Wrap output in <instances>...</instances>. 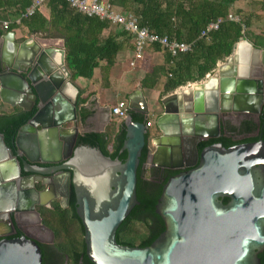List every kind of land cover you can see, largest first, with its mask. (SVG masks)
<instances>
[{
	"label": "water",
	"instance_id": "95a60500",
	"mask_svg": "<svg viewBox=\"0 0 264 264\" xmlns=\"http://www.w3.org/2000/svg\"><path fill=\"white\" fill-rule=\"evenodd\" d=\"M56 53L62 68L54 72ZM64 58L58 41L18 42L13 30L0 35V100L22 111L37 108L12 148L0 134V219L6 221L0 264H52L55 258L58 249L43 230L13 224L10 216L28 204L20 199L14 206L15 191H35L37 182L42 190H75L84 256L93 264H264V132H234L196 148L202 137L219 135L220 116L264 103V49L240 36L197 88L178 87L161 99L163 112L152 128L145 125L150 110L143 91L129 96V110L144 120L130 113L122 120V160L104 155L88 135L74 148L81 89ZM181 134L191 136L182 154L176 148L174 164L156 162L166 159L162 146ZM145 146L147 168L181 170L164 179L148 213V238L128 246L116 240V230L139 204L137 169Z\"/></svg>",
	"mask_w": 264,
	"mask_h": 264
},
{
	"label": "trees",
	"instance_id": "16d2710c",
	"mask_svg": "<svg viewBox=\"0 0 264 264\" xmlns=\"http://www.w3.org/2000/svg\"><path fill=\"white\" fill-rule=\"evenodd\" d=\"M235 1L237 0H112L114 5L133 14L137 18L138 25L147 27L151 33L159 36L167 35L170 39L192 44L190 51L178 53L175 56L165 49L168 53L166 66H150L147 74L141 80L142 87L153 88L157 83L158 73L162 72L166 76L162 90L163 95L188 82L200 81L208 73L213 72L217 63L230 55L234 43L240 36L249 38L248 21L240 14L239 10H233ZM29 3L27 1L20 3L18 9L12 13V23L8 28L4 29L1 25L0 35L14 28L24 27L29 33H40L45 37L63 39L65 61L71 70L73 79L77 77L90 79L93 69L102 60L107 65H112L115 55L120 49V44L113 37H107L101 41V32L107 27L108 21L96 16L77 13L68 6L65 0H48V18L39 10L17 23L15 19L20 16ZM3 4L6 5V2L4 1ZM230 13L237 15L239 20L228 19L227 16ZM218 17L223 19L218 29L209 32L206 37H199L201 30ZM151 45L161 47L158 43ZM255 46L261 47L262 45L255 42ZM84 101L85 99L79 95L77 107ZM36 110L37 108L34 106L30 111L17 109L0 114V134L9 148L13 147V137L18 128ZM77 111L81 120L89 115L88 111L83 109L77 108ZM129 113L134 120H144L141 114L131 110ZM232 130L234 129L232 128ZM232 130H229L228 134ZM85 135H88L106 156L118 157L122 160L126 154L125 151L120 152L125 135L122 123L119 131L114 135L107 127L104 132H89L79 135L78 143L80 138ZM147 154L148 147L145 146L137 169L136 193L139 204L131 210L116 230V240L128 246L148 238V213L164 182L158 183L157 178L151 177L154 168L149 170L148 176L151 179H147L143 168ZM172 173L174 172H170V174ZM144 190L153 191L149 193ZM44 221L52 229L58 248L69 253L72 247L75 251L76 258L72 256L73 261L70 264H93L84 256L83 230L80 222L73 228L65 220L51 222L45 219ZM81 254L84 257L82 263H79Z\"/></svg>",
	"mask_w": 264,
	"mask_h": 264
},
{
	"label": "crops",
	"instance_id": "0c3cea01",
	"mask_svg": "<svg viewBox=\"0 0 264 264\" xmlns=\"http://www.w3.org/2000/svg\"><path fill=\"white\" fill-rule=\"evenodd\" d=\"M4 1L6 5L3 4ZM24 1L30 2V0H0V27L3 21H8L9 24L12 23V13L17 10L20 3ZM114 6L117 10L123 11L118 5ZM233 10H239L240 14L248 21L247 32L249 38L244 37L252 43L255 48L260 50L264 49V0H237L233 4ZM39 12L46 18L49 17L48 1L41 7ZM16 20L17 19H15V21ZM12 30L15 32L18 42L23 41L25 38L33 37L35 39L40 36V33H29L27 28L24 27L14 28ZM100 37L101 41L107 37H113L120 44V49L116 53L112 65H107V63L102 60L93 69V75L90 79L84 77L73 79L65 58L64 63L70 72V79L81 89L80 96L85 99L78 108L88 111V116H91L92 121L97 123L103 121L101 127L93 131H105V129L109 127L114 135L118 131L119 124H121L122 120H118L110 114V107L118 100H125L128 102V97L135 94L139 89L143 91L150 110V115L154 117L156 114H159L157 113L160 104L159 100L161 101L162 99V90L166 81V76L164 73L159 72L157 83L153 88H143L141 80L147 74L150 66H166L168 53L161 47H156L151 44L147 45L144 49L143 58L137 61L133 67L130 65V61L134 55V39L122 28V26L108 22L107 27L102 30ZM47 38L55 39L58 41L59 46L62 45L64 47L63 39L58 37ZM255 42L260 43L262 46H255ZM258 57L260 60V55H258ZM220 62L222 61L218 63ZM202 80L188 82L182 86L194 88ZM70 91L71 89L69 88V93ZM171 92L166 93L164 96ZM4 106L13 107L0 100V109Z\"/></svg>",
	"mask_w": 264,
	"mask_h": 264
},
{
	"label": "flooded vegetation",
	"instance_id": "af4514ba",
	"mask_svg": "<svg viewBox=\"0 0 264 264\" xmlns=\"http://www.w3.org/2000/svg\"><path fill=\"white\" fill-rule=\"evenodd\" d=\"M253 103L254 101H252V104ZM15 107L17 108L14 109V111L20 109L18 106H13L12 108ZM162 112H163V107H162ZM77 114H78V120L81 123L82 130H80L78 133L74 148L78 146L79 135H83L89 132H94L93 130L100 128L103 122V121H101L100 123L94 122L92 121L91 116H88L84 120H81L78 111ZM219 121H220L219 135L211 138L202 137L197 142L196 148L203 141L221 137L222 134L227 135L229 130H232V128L234 130L230 131L231 133L256 129V128L264 132V103H262L259 107L250 105V106H244V107L242 106L241 108L232 109L229 112H227L225 115L220 116ZM211 132L215 133L214 131ZM190 136L191 135L184 136L181 134L178 138V141H175V143H170V144L168 143L163 145L162 147L165 149L166 152V156H165L166 159L165 160L156 159L155 161L165 164H174V160L176 158L175 157L176 156L175 152L177 150L176 148H179L182 154L184 150L183 149L184 145L189 143ZM65 152L66 151L63 148L62 153ZM51 166L52 164H41V167L44 168H48ZM143 168H144V173L147 175V179H151V177L157 178L158 183L160 182L162 183L166 175H170V172H176L181 170V169L162 168L156 165L147 168L146 161L144 162ZM151 168H154V172H153V176L150 177L148 175H149V170ZM22 174L24 175L25 172H23ZM43 179L45 181L50 182V180L47 177H44ZM36 187L37 190L35 191L24 190V193L22 195H19L17 193L18 190H16L15 198L13 199L11 196V198L14 200V206H17L19 204L20 199L24 200V203L26 202L28 203L24 205L21 210L13 211V213L10 214L11 219L13 220V224H25L43 230L44 233L51 240V242L58 249L52 264H70L73 261L72 256L76 258L75 251H73L72 247L69 253L58 248V246L55 244L54 233L52 229L45 223L44 220L47 219L50 220L51 222L52 221L58 222L59 220H65L70 227L74 228L75 226H77V223H79L80 220L77 214L78 200H77L76 192L75 190L72 189L63 190L60 187L56 188L55 190H42L44 186L41 185L40 182L36 183ZM41 191L42 192L44 191V193H41ZM144 191L152 193L153 190H144ZM31 205L34 206L33 210L31 209ZM5 222H6L5 220L0 219V231L6 224ZM83 257H84L83 254L79 256V260H78L79 263H82Z\"/></svg>",
	"mask_w": 264,
	"mask_h": 264
},
{
	"label": "built area",
	"instance_id": "2783aa9c",
	"mask_svg": "<svg viewBox=\"0 0 264 264\" xmlns=\"http://www.w3.org/2000/svg\"><path fill=\"white\" fill-rule=\"evenodd\" d=\"M48 0H31L28 6L21 12L16 22L20 23L21 19L28 18L35 12L39 11L41 7ZM68 6L75 12L86 15L96 16L102 20L122 26V28L129 33L134 39V55L130 61L131 66H135L137 61L144 56V49L147 45L158 43L162 48L166 49L172 56L178 53L188 52L192 48L191 43L177 41L170 39L167 35L159 36L151 33L147 27L138 25L137 18L129 13L119 11L115 8L112 0H65ZM230 20L238 21L239 17L234 14H228ZM222 18L218 17L216 20L209 22L200 32L199 37H206L209 32L218 29ZM8 21L2 22V27L7 29ZM129 113L128 102L125 100H118L110 107V114L118 120H123ZM145 125L152 128L154 125V117L149 115L145 120Z\"/></svg>",
	"mask_w": 264,
	"mask_h": 264
},
{
	"label": "rangeland",
	"instance_id": "374dc122",
	"mask_svg": "<svg viewBox=\"0 0 264 264\" xmlns=\"http://www.w3.org/2000/svg\"><path fill=\"white\" fill-rule=\"evenodd\" d=\"M38 42H40V43H53V42H55L56 40L55 39H51V38H47V37H44V35L43 34H40V36H38L37 38H35ZM216 69V68H215ZM174 91V90H173ZM172 91V92H173ZM165 94H163L161 97L163 98V96H164ZM165 97V96H164ZM159 107H158V112L157 113H161L162 112V104H161V101L159 100ZM150 105V104H149ZM150 107H151V105H150ZM17 107H15V108H12V107H7V106H4V107H2V109H0V113H4V112H6V113H8V112H12V111H14V109H16ZM159 114H156V115H159ZM69 125V124H68ZM80 129H81V127H80ZM82 130V129H81ZM139 226V225H138Z\"/></svg>",
	"mask_w": 264,
	"mask_h": 264
},
{
	"label": "bare ground",
	"instance_id": "6f19581e",
	"mask_svg": "<svg viewBox=\"0 0 264 264\" xmlns=\"http://www.w3.org/2000/svg\"><path fill=\"white\" fill-rule=\"evenodd\" d=\"M47 58V57H46ZM48 60V59H47ZM51 60H52V67L51 68H53V70H54V72L55 71H58V70H61V68H62V65H61V60H60V57H59V54H57L56 53V55L54 56V57H52L51 58ZM49 61V60H48ZM44 64V63H43ZM63 72V71H62ZM64 73V72H63ZM194 88H197V85H196V87H194Z\"/></svg>",
	"mask_w": 264,
	"mask_h": 264
}]
</instances>
